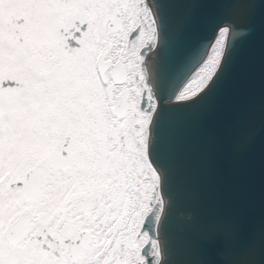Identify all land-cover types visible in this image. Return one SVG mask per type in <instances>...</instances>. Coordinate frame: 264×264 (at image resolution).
I'll use <instances>...</instances> for the list:
<instances>
[{"label":"snow or ice","instance_id":"6c2138e0","mask_svg":"<svg viewBox=\"0 0 264 264\" xmlns=\"http://www.w3.org/2000/svg\"><path fill=\"white\" fill-rule=\"evenodd\" d=\"M179 2L192 24L221 0ZM233 2L204 58L164 0H0V264H165L164 128L212 91L238 12L264 21Z\"/></svg>","mask_w":264,"mask_h":264},{"label":"water","instance_id":"95a60500","mask_svg":"<svg viewBox=\"0 0 264 264\" xmlns=\"http://www.w3.org/2000/svg\"><path fill=\"white\" fill-rule=\"evenodd\" d=\"M164 2L183 26L182 46L204 58L214 34L202 19L243 7L203 5L200 19L186 24V5ZM235 18L212 91L193 109L170 114L164 128L174 195L162 220L165 264H264V21L259 9Z\"/></svg>","mask_w":264,"mask_h":264}]
</instances>
